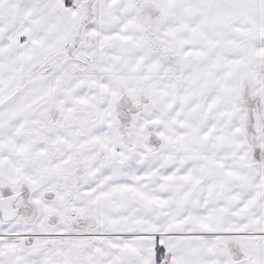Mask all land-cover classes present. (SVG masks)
I'll return each instance as SVG.
<instances>
[{
	"label": "snow or ice",
	"instance_id": "snow-or-ice-1",
	"mask_svg": "<svg viewBox=\"0 0 264 264\" xmlns=\"http://www.w3.org/2000/svg\"><path fill=\"white\" fill-rule=\"evenodd\" d=\"M0 264H264V0H0Z\"/></svg>",
	"mask_w": 264,
	"mask_h": 264
}]
</instances>
